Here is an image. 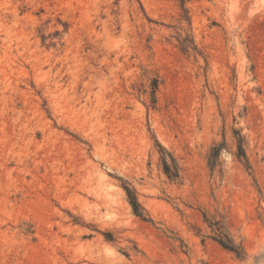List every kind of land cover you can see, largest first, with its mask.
Here are the masks:
<instances>
[{"label":"rangeland","instance_id":"1","mask_svg":"<svg viewBox=\"0 0 264 264\" xmlns=\"http://www.w3.org/2000/svg\"><path fill=\"white\" fill-rule=\"evenodd\" d=\"M0 264H264V0H0Z\"/></svg>","mask_w":264,"mask_h":264},{"label":"trees","instance_id":"2","mask_svg":"<svg viewBox=\"0 0 264 264\" xmlns=\"http://www.w3.org/2000/svg\"><path fill=\"white\" fill-rule=\"evenodd\" d=\"M174 169V168H173ZM176 172V170L174 169V173ZM164 173L169 176V177H176L175 174H173V172L171 171V167L169 165H167L166 163H164ZM125 192L129 201V204L133 210V212L136 214L138 213V208L139 205L135 199V197L131 194L130 190H128L127 188H125Z\"/></svg>","mask_w":264,"mask_h":264}]
</instances>
